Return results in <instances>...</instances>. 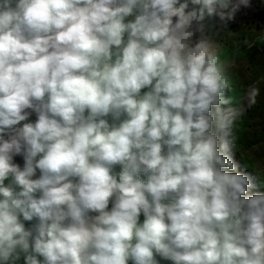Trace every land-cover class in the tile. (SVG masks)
<instances>
[{
	"label": "clouds",
	"instance_id": "obj_1",
	"mask_svg": "<svg viewBox=\"0 0 264 264\" xmlns=\"http://www.w3.org/2000/svg\"><path fill=\"white\" fill-rule=\"evenodd\" d=\"M250 3L0 0V264H264L228 154L259 90L206 23Z\"/></svg>",
	"mask_w": 264,
	"mask_h": 264
},
{
	"label": "rangeland",
	"instance_id": "obj_2",
	"mask_svg": "<svg viewBox=\"0 0 264 264\" xmlns=\"http://www.w3.org/2000/svg\"><path fill=\"white\" fill-rule=\"evenodd\" d=\"M241 15H244L246 24L240 29L231 26L232 19L221 21L219 16L210 18L206 21L207 34L231 61V72L238 92L243 94L251 93L253 89L259 90L254 105L246 108L232 127L230 139L233 143L228 154L239 165L236 171L249 176L260 174V179L264 180V0H251L250 6L242 7L233 20ZM198 37L199 33L195 38ZM228 107L221 105L222 110ZM114 171L118 173L119 166ZM255 192H264V188L249 189L248 195ZM143 219L140 218L141 222ZM157 259L160 264H170L159 257Z\"/></svg>",
	"mask_w": 264,
	"mask_h": 264
},
{
	"label": "crops",
	"instance_id": "obj_3",
	"mask_svg": "<svg viewBox=\"0 0 264 264\" xmlns=\"http://www.w3.org/2000/svg\"><path fill=\"white\" fill-rule=\"evenodd\" d=\"M236 15V14H235ZM233 20V19H232ZM245 24H246V22H244L242 25H240V26H238L239 27V29L240 28H243L244 26H245ZM37 119V116H36V114L35 113H32V116H31V119H30V122H35V120ZM39 175V173L37 174V176ZM143 178V177H142ZM6 183H7V181H6ZM111 208V203H110V205H109V209ZM140 218H144L143 217V215H141V217ZM25 223V227L26 228H30V227H32V225L35 223V221H32V222H27V221H25L24 222ZM40 259L42 260V257H40ZM16 264H24V259H23V257H21V259L19 260V261H17L16 262ZM160 264V263H159ZM162 264H169V263H162Z\"/></svg>",
	"mask_w": 264,
	"mask_h": 264
},
{
	"label": "trees",
	"instance_id": "obj_4",
	"mask_svg": "<svg viewBox=\"0 0 264 264\" xmlns=\"http://www.w3.org/2000/svg\"><path fill=\"white\" fill-rule=\"evenodd\" d=\"M244 15L239 16L235 20L230 21L231 26L236 27L244 23Z\"/></svg>",
	"mask_w": 264,
	"mask_h": 264
},
{
	"label": "built area",
	"instance_id": "obj_5",
	"mask_svg": "<svg viewBox=\"0 0 264 264\" xmlns=\"http://www.w3.org/2000/svg\"><path fill=\"white\" fill-rule=\"evenodd\" d=\"M29 111H31V110H29ZM31 116H32V114H31L30 117H29V122H30ZM22 123H23V122H22ZM14 162L17 163L18 165H20L21 167H23V163H24V161H23V157H22V156H20V155L15 156V157H14ZM37 174H38V173H37Z\"/></svg>",
	"mask_w": 264,
	"mask_h": 264
}]
</instances>
